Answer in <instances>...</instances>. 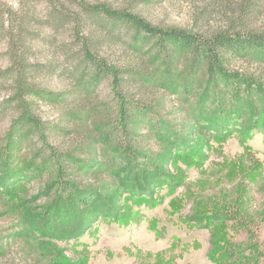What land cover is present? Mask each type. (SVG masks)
Here are the masks:
<instances>
[{
	"label": "rangeland",
	"instance_id": "rangeland-1",
	"mask_svg": "<svg viewBox=\"0 0 264 264\" xmlns=\"http://www.w3.org/2000/svg\"><path fill=\"white\" fill-rule=\"evenodd\" d=\"M84 5L206 37L264 32V0H0V264H264V61L237 60L241 82L211 87ZM85 50L153 71L126 85L153 121L116 168L101 139L113 80L94 81Z\"/></svg>",
	"mask_w": 264,
	"mask_h": 264
},
{
	"label": "trees",
	"instance_id": "trees-1",
	"mask_svg": "<svg viewBox=\"0 0 264 264\" xmlns=\"http://www.w3.org/2000/svg\"><path fill=\"white\" fill-rule=\"evenodd\" d=\"M82 8L85 13L91 16L98 15L107 21L133 29L136 43L154 44L156 48L155 62L162 67L169 68L177 61V58L187 57L190 62L191 77L194 78L202 69H205L211 87L217 86L228 91L232 88L234 81L241 82L242 75L230 71L233 62L237 60L256 63L264 61L262 57H259L264 52V32L240 34L226 31L206 37L181 30L157 29L135 15L108 8L90 5H84ZM85 63L93 67L96 83L104 78L113 80L114 94L118 102L117 114L112 124L105 125L101 139L109 167L116 168L123 163L121 158L131 161L139 156L135 128L140 126L147 128L153 121L149 108L141 102L133 101L125 93L126 85L127 83L143 85L142 82L145 80L149 83L152 82L153 71L146 63L138 68L120 71L98 61L88 50H85ZM243 86L245 84L242 85V88ZM21 87L24 89L21 91L19 100L24 108L23 98L33 90L27 89L23 85ZM247 88L249 89L248 93L252 94V102L253 100L260 102L258 90H252L249 86ZM60 157L62 159L61 167H63V162L65 164V162L70 163L71 161L63 154Z\"/></svg>",
	"mask_w": 264,
	"mask_h": 264
}]
</instances>
